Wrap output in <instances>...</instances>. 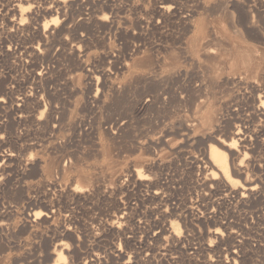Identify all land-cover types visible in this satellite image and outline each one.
<instances>
[{"label":"rangeland","instance_id":"1","mask_svg":"<svg viewBox=\"0 0 264 264\" xmlns=\"http://www.w3.org/2000/svg\"><path fill=\"white\" fill-rule=\"evenodd\" d=\"M262 119L264 0H0V264H264Z\"/></svg>","mask_w":264,"mask_h":264},{"label":"bare ground","instance_id":"2","mask_svg":"<svg viewBox=\"0 0 264 264\" xmlns=\"http://www.w3.org/2000/svg\"><path fill=\"white\" fill-rule=\"evenodd\" d=\"M205 1V0H204ZM223 3H221L220 5H222ZM203 5V4H202ZM219 4H215V6L218 7ZM217 7H215L216 9H218ZM216 9L214 11H216ZM213 10V9H211ZM222 10V8H221ZM213 12V11H212ZM214 14V13H213ZM223 15V14H222ZM52 20H55V18H52ZM193 22V21H192ZM187 24V23H186ZM188 25V24H187ZM205 25V24H204ZM206 25L208 26V24L206 23ZM210 25V24H209ZM211 27V25L209 26ZM211 29V28H210ZM214 29V28H213ZM212 30V29H211ZM214 32V31H213ZM221 32V31H220ZM215 33V32H214ZM221 34V33H220ZM185 36V35H184ZM223 36V35H222ZM178 37V36H177ZM180 37V35H179ZM185 38V37H184ZM185 40L184 42V46L180 49L184 54H186L188 57L189 56H194L196 54H200V56H202L204 58V56H211L212 57L216 54V51L215 48H214V45H223L225 43H227V39L225 37H220V36H216L215 34H213L212 32L208 31V30H205L204 27H201L200 30L197 32V34L190 40H187V39H183V41ZM187 40V41H186ZM180 44V43H179ZM228 45L230 43H227ZM234 44V43H233ZM232 44V45H233ZM224 46V45H223ZM230 46V45H229ZM229 46H225L227 47V49L229 48ZM235 46V45H234ZM233 46V47H234ZM223 47V49L225 48ZM232 47V46H231ZM217 48V47H216ZM222 48V47H221ZM145 51V50H144ZM173 51V50H172ZM175 51V50H174ZM174 51H173V54H174ZM223 52V50H222ZM225 52V50H224ZM223 52V53H224ZM230 52V51H229ZM260 51H253V50H244V48H239L238 46L237 47H234L232 52H231V58L229 59L228 61V58L227 59V63L229 65V63L231 64L230 67V70H233L235 68H244L245 70H250L252 68H261L262 64H261V60H262V54L259 53ZM177 53H178V49H177ZM166 54V53H165ZM169 53H167L166 55L168 56ZM172 54V55H173ZM176 54V53H175ZM179 56L181 55L180 51H179ZM228 54V53H227ZM225 54V55H227ZM171 56V55H170ZM176 56V55H175ZM148 57V56H146ZM145 57V58H146ZM166 57V56H165ZM226 57V56H225ZM139 58V57H138ZM144 58V57H143ZM151 58V57H150ZM149 58V60L147 61L149 63V61L151 60ZM169 58V56H168ZM167 58V59H168ZM170 59V58H169ZM174 59V58H173ZM172 59V60H173ZM178 59V58H177ZM180 59V58H179ZM205 59V58H204ZM213 59V58H212ZM145 60V59H144ZM143 60V61H144ZM187 60V59H186ZM214 60V59H213ZM171 61V60H169ZM168 61V62H169ZM178 61V60H177ZM151 62V61H150ZM175 62V60H174ZM173 61H171V63H174ZM181 62V60H180ZM183 62V61H182ZM185 62V61H184ZM139 63H142V61L138 62ZM188 63V62H187ZM213 63V62H212ZM220 63V62H219ZM137 64V63H134V65ZM145 65V63H142ZM168 65V63H165ZM164 64V65H165ZM131 65V64H130ZM133 65V64H132ZM152 64L150 65H147V66H150L151 67ZM143 66V65H142ZM154 66V65H153ZM162 66V65H161ZM172 66V65H171ZM194 66V65H193ZM223 66V65H222ZM144 67V66H143ZM212 67V66H211ZM234 67V68H233ZM153 68V67H151ZM195 68V66H194ZM204 68V67H203ZM222 68V67H221ZM233 68V69H231ZM170 69V68H169ZM166 70V69H165ZM204 70V69H202ZM209 71V70H208ZM175 72V71H173ZM207 72V71H206ZM182 73V72H181ZM244 73V72H243ZM242 73V74H243ZM132 74V73H131ZM207 74V73H206ZM142 76V75H141ZM198 76V75H197ZM234 76V75H233ZM134 77V76H133ZM180 77V76H179ZM178 78V77H177ZM250 78V77H249ZM136 79V78H135ZM161 79V78H160ZM168 79V78H167ZM242 79V78H241ZM138 82L140 80H137ZM145 81V80H144ZM167 81V80H166ZM173 81H174V78H173ZM165 82V81H163ZM175 82V81H174ZM151 83V82H150ZM168 83V82H167ZM174 84V83H173ZM153 85V84H152ZM146 87V86H145ZM183 91V90H182ZM191 92V91H190ZM176 93V92H175ZM167 95V94H166ZM188 96V95H187ZM194 96V95H193ZM167 97V96H166ZM190 97V96H189ZM192 97V96H191ZM198 97V96H197ZM201 97V95H200ZM188 98V97H187ZM196 96H194V98L192 99H195ZM203 98V97H202ZM176 99V98H174ZM197 99V98H196ZM205 99V98H204ZM189 100V98H188ZM176 101H178L176 99ZM255 101V100H254ZM201 102V101H200ZM196 103V102H194ZM193 103V104H194ZM202 103V102H201ZM256 103V102H255ZM190 106V105H189ZM192 106V105H191ZM194 106V105H193ZM195 109L197 111V107H198V104H196L195 106ZM200 107V106H199ZM198 107V109H200ZM193 110V111H194ZM194 113V112H193ZM213 119V118H212ZM206 120L207 122L211 121V117L207 116L206 117ZM264 120V119H262ZM193 124V123H192ZM263 126V125H262ZM261 126V127H262ZM193 127V125H192ZM227 145L228 149H229V152L230 154H232V151H230V149H232V145H233V141L231 140L229 143L225 144ZM205 154V153H204ZM230 156V155H229ZM206 157V155H205ZM208 163H209V167H210V174L212 178H216L218 177V174H221L227 181L229 182H232V181H237V178L236 176H238V172L234 171V170H231L230 167H229V163H228V159H227V155L226 153L221 150L220 148H218L217 146L215 145H211L209 146V152H208ZM241 161V160H240ZM238 161V162H240ZM138 163V162H136ZM135 163V164H136ZM139 164V163H138ZM140 165V164H139ZM238 165V164H237ZM207 168V167H206ZM240 177V176H239ZM238 177V178H239ZM246 184H248V187H245V189L247 190H254V186L251 185V182H247ZM156 192V191H155ZM20 194V192L18 193ZM246 194V193H245ZM245 194H242V195H245ZM125 216V215H124ZM123 219V218H122ZM1 223V222H0ZM178 225V224H177ZM215 234L218 233V231H215L214 232ZM59 258H63V255L61 252H59Z\"/></svg>","mask_w":264,"mask_h":264}]
</instances>
